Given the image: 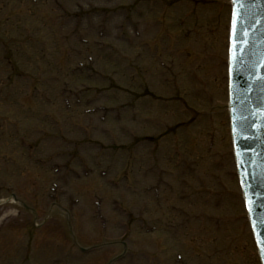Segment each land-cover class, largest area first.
<instances>
[{
  "label": "rangeland",
  "instance_id": "374dc122",
  "mask_svg": "<svg viewBox=\"0 0 264 264\" xmlns=\"http://www.w3.org/2000/svg\"><path fill=\"white\" fill-rule=\"evenodd\" d=\"M228 17L229 0H0V264H258L227 125Z\"/></svg>",
  "mask_w": 264,
  "mask_h": 264
},
{
  "label": "water",
  "instance_id": "95a60500",
  "mask_svg": "<svg viewBox=\"0 0 264 264\" xmlns=\"http://www.w3.org/2000/svg\"><path fill=\"white\" fill-rule=\"evenodd\" d=\"M252 1V0H250ZM250 10L252 12H254V10H256L257 12V24H259L258 27V31L257 33L260 34V39L262 41H264V0H257L256 3L251 5ZM257 28V27H256ZM253 36V35H252ZM260 65H264V47H257L254 51H249L246 53V55L242 58V61H240V65H239V77H245L248 74V70L256 68ZM253 76V75H252ZM251 76V77H252ZM251 92H250V97L254 99V101L256 102L257 105H259L260 109L264 108V99L262 95H259L257 92H255L253 90V87H250ZM260 96V97H259ZM239 106L241 108V111L244 115H246L245 118H247V120H250L252 118H257V116H255V113L259 110H252V113H248L247 109L245 107H243V104L239 101ZM244 110H246L244 112ZM260 121V120H258ZM255 122V121H253ZM248 127L247 129H251V124L250 126H246ZM262 140V142L260 143V151H262V153H264V135L262 134L261 136H259L256 140L254 138L251 139L252 142L258 141V140ZM253 159V162H255V166L253 168H255V170L260 169L261 172H264V160H258V154H256V157H251ZM260 165V167L258 169L257 166ZM263 174V173H262ZM261 174V175H262ZM258 179V178H257Z\"/></svg>",
  "mask_w": 264,
  "mask_h": 264
},
{
  "label": "snow or ice",
  "instance_id": "6c2138e0",
  "mask_svg": "<svg viewBox=\"0 0 264 264\" xmlns=\"http://www.w3.org/2000/svg\"><path fill=\"white\" fill-rule=\"evenodd\" d=\"M234 3L240 5V7H243L242 0H234ZM239 16H240V12L238 10H234L233 13H232V24H233L234 34H235V29H236V26H237V22H238ZM245 35H246V33H245ZM243 43H244L243 41H241V43H240V49L239 50L241 52L243 51ZM233 47H234L233 56L235 58L236 55H237V52L235 51L236 44H234Z\"/></svg>",
  "mask_w": 264,
  "mask_h": 264
}]
</instances>
